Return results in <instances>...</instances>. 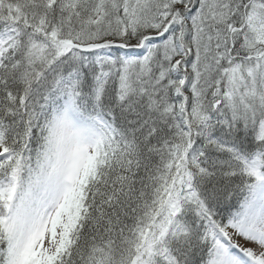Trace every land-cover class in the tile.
<instances>
[{
    "label": "snow or ice",
    "instance_id": "6c2138e0",
    "mask_svg": "<svg viewBox=\"0 0 264 264\" xmlns=\"http://www.w3.org/2000/svg\"><path fill=\"white\" fill-rule=\"evenodd\" d=\"M0 264H264V0H0Z\"/></svg>",
    "mask_w": 264,
    "mask_h": 264
}]
</instances>
